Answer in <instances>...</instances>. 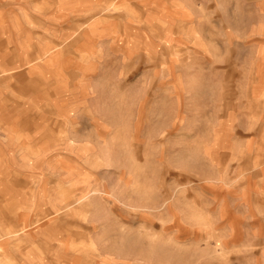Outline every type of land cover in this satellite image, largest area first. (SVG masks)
<instances>
[{
    "label": "rangeland",
    "instance_id": "1",
    "mask_svg": "<svg viewBox=\"0 0 264 264\" xmlns=\"http://www.w3.org/2000/svg\"><path fill=\"white\" fill-rule=\"evenodd\" d=\"M0 264H264V0H0Z\"/></svg>",
    "mask_w": 264,
    "mask_h": 264
}]
</instances>
